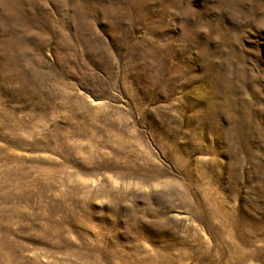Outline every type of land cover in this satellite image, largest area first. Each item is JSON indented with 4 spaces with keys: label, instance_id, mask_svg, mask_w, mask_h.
<instances>
[{
    "label": "rangeland",
    "instance_id": "rangeland-1",
    "mask_svg": "<svg viewBox=\"0 0 264 264\" xmlns=\"http://www.w3.org/2000/svg\"><path fill=\"white\" fill-rule=\"evenodd\" d=\"M0 264H264V0H0Z\"/></svg>",
    "mask_w": 264,
    "mask_h": 264
}]
</instances>
